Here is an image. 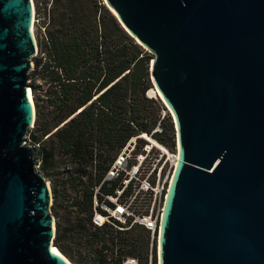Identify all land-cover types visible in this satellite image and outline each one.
Wrapping results in <instances>:
<instances>
[{
	"label": "water",
	"instance_id": "water-1",
	"mask_svg": "<svg viewBox=\"0 0 264 264\" xmlns=\"http://www.w3.org/2000/svg\"><path fill=\"white\" fill-rule=\"evenodd\" d=\"M104 3L152 54L174 119L157 263L264 264V0ZM34 16L33 0H0V264H71L54 247L52 189L27 141Z\"/></svg>",
	"mask_w": 264,
	"mask_h": 264
},
{
	"label": "trees",
	"instance_id": "trees-1",
	"mask_svg": "<svg viewBox=\"0 0 264 264\" xmlns=\"http://www.w3.org/2000/svg\"><path fill=\"white\" fill-rule=\"evenodd\" d=\"M49 2L28 74L36 119L27 141L52 183L54 244L73 264H123L127 257L158 264L157 239L151 240L149 229L92 222L94 190L101 184L111 193L118 185L103 180L130 138L152 133L160 122L162 131L153 136L168 147L176 144L171 116L162 118L161 102L147 94L152 54L103 0ZM143 143L139 138L137 149ZM54 167L62 176H55Z\"/></svg>",
	"mask_w": 264,
	"mask_h": 264
},
{
	"label": "built area",
	"instance_id": "built-area-1",
	"mask_svg": "<svg viewBox=\"0 0 264 264\" xmlns=\"http://www.w3.org/2000/svg\"><path fill=\"white\" fill-rule=\"evenodd\" d=\"M161 131L159 122L152 133L133 136L121 149L103 180H118V185L111 193L102 191L101 184L94 190L92 222L95 225L113 224L128 229L138 224L150 230L152 241L155 237L158 240L165 199L179 159L177 141L171 148L153 136ZM139 138L144 143L137 149ZM123 264L139 262L137 258L127 257Z\"/></svg>",
	"mask_w": 264,
	"mask_h": 264
},
{
	"label": "rangeland",
	"instance_id": "rangeland-1",
	"mask_svg": "<svg viewBox=\"0 0 264 264\" xmlns=\"http://www.w3.org/2000/svg\"><path fill=\"white\" fill-rule=\"evenodd\" d=\"M40 1V3H39V6L38 7H36V3H35V0H33V3H34V9H35V19H36V21H34V23H33V30H34V33H35V36H36V40H37V43H38V31L41 33V34H43V32H44V27H43V25H44V22H45V20H46V14H47V10L50 8V0H39ZM103 2H104V0H103ZM36 11H37V13H36ZM151 83H152V81H151ZM153 89H155V87L153 86V84H152V86L149 88V90H148V92H147V94H148V96L149 97H153V98H155V99H157V100H159L160 102H161V104H162V106H163V108H162V111H161V117L163 118H168V116H171V118H172V120H173V122H174V119H173V117H172V114L170 113V111H169V109H168V107L165 105V103L162 101V99L159 97V95L157 94H155L154 92H153ZM156 90V89H155ZM176 130V129H175ZM29 143V142H28ZM31 144V143H30ZM37 169H39V167L37 168ZM53 172H58V173H56V177L58 176V175H60V176H62V172H63V170L62 169H59V167H54L53 168V170H52ZM46 178V177H45ZM47 179V181H49V183H50V186H51V189H52V183H51V180L50 179H48V178H46ZM53 194V193H52ZM52 202H53V200H52ZM65 205H66V202H62L60 205H58V206H60V207H58V212H59V214L61 215L63 212H64V209H65ZM51 212H52V210H51ZM53 214V213H52ZM54 216V215H53ZM54 221H55V230H56V222L58 221V217L57 216H54ZM65 255V254H64ZM66 256V255H65ZM67 257V256H66ZM68 258V257H67ZM69 259V258H68ZM70 260V259H69ZM71 261V260H70ZM71 263L73 264V262L71 261Z\"/></svg>",
	"mask_w": 264,
	"mask_h": 264
},
{
	"label": "bare ground",
	"instance_id": "bare-ground-1",
	"mask_svg": "<svg viewBox=\"0 0 264 264\" xmlns=\"http://www.w3.org/2000/svg\"><path fill=\"white\" fill-rule=\"evenodd\" d=\"M29 92H30V94H31V96H32V91H31V89H30V87H29ZM153 92L157 95L158 93L156 92V90L155 89H153ZM170 110V109H169ZM171 111V110H170ZM59 252H61L60 250H59V248L57 247V246H54ZM62 253V252H61ZM72 264V263H71Z\"/></svg>",
	"mask_w": 264,
	"mask_h": 264
}]
</instances>
